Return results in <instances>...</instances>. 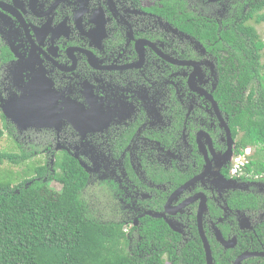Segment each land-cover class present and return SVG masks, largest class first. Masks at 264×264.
<instances>
[{"label": "flooded vegetation", "instance_id": "obj_1", "mask_svg": "<svg viewBox=\"0 0 264 264\" xmlns=\"http://www.w3.org/2000/svg\"><path fill=\"white\" fill-rule=\"evenodd\" d=\"M241 3L0 0V129L49 167H82L90 211L137 249L157 221L203 264H264V174L231 173L234 65L219 35Z\"/></svg>", "mask_w": 264, "mask_h": 264}, {"label": "trees", "instance_id": "obj_2", "mask_svg": "<svg viewBox=\"0 0 264 264\" xmlns=\"http://www.w3.org/2000/svg\"><path fill=\"white\" fill-rule=\"evenodd\" d=\"M263 22L264 0H243L231 28L219 35L232 47L236 153L253 148L245 168L254 175L264 174V40L257 29ZM3 136L0 129V140ZM30 157L26 150H1L0 168ZM30 173L17 184L0 178V264H203L196 249L173 247L162 222L142 233L137 249L123 223L97 219L83 192L87 175L70 159L55 167L37 163ZM54 180L61 190L49 185Z\"/></svg>", "mask_w": 264, "mask_h": 264}, {"label": "rangeland", "instance_id": "obj_3", "mask_svg": "<svg viewBox=\"0 0 264 264\" xmlns=\"http://www.w3.org/2000/svg\"><path fill=\"white\" fill-rule=\"evenodd\" d=\"M257 29L261 35V37L264 40V22L257 25ZM262 62H264V55L262 58ZM2 125V121L0 120V128ZM6 133V131H5ZM4 133V136L0 140V151H14V152H20L19 148H17V145L10 139L7 134ZM39 156H32L29 159L25 160V162L21 164H12L9 162H5L3 165H1L0 168V178L4 181H9L13 184H17L21 181H24V179L29 178L32 176V173H30L31 168L37 164V162L41 161V163H44L43 158ZM41 159V160H39ZM49 185L57 190H61L62 185L57 181H51ZM88 193L85 194V197H88ZM127 226L125 225V228ZM129 227V226H128ZM130 233V232H129Z\"/></svg>", "mask_w": 264, "mask_h": 264}, {"label": "built area", "instance_id": "obj_4", "mask_svg": "<svg viewBox=\"0 0 264 264\" xmlns=\"http://www.w3.org/2000/svg\"><path fill=\"white\" fill-rule=\"evenodd\" d=\"M253 148L247 147L246 149L242 150L240 153L236 154L234 158L233 165L231 167V173L236 175L240 173L243 167L249 163L251 156L253 155Z\"/></svg>", "mask_w": 264, "mask_h": 264}, {"label": "water", "instance_id": "obj_5", "mask_svg": "<svg viewBox=\"0 0 264 264\" xmlns=\"http://www.w3.org/2000/svg\"><path fill=\"white\" fill-rule=\"evenodd\" d=\"M4 110V113H5V115L7 116V118H10V113L4 108L3 109ZM13 118V117H12ZM13 120L16 122V123H18V121H17V119L14 117L13 118ZM261 256H264V252L263 253H261ZM241 258H244V257H241Z\"/></svg>", "mask_w": 264, "mask_h": 264}]
</instances>
